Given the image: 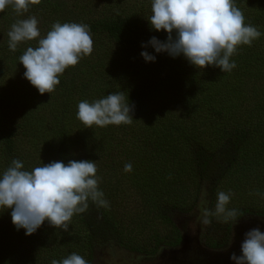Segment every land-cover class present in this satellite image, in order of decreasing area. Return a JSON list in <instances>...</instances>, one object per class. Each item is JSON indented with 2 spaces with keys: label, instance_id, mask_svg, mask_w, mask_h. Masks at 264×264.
I'll use <instances>...</instances> for the list:
<instances>
[{
  "label": "trees",
  "instance_id": "obj_1",
  "mask_svg": "<svg viewBox=\"0 0 264 264\" xmlns=\"http://www.w3.org/2000/svg\"><path fill=\"white\" fill-rule=\"evenodd\" d=\"M129 4L130 0H41L30 6L26 15L48 27L41 37L59 21L89 25L93 40L95 56H84L68 67L55 90L43 95L24 78L26 69L19 63L28 47L38 46L40 37L10 51L9 19L15 16V23L18 15L11 7L0 12V70L6 69L0 79L9 76L6 85L0 84V162L15 158L27 163L24 155L29 149L19 142L23 139L33 150L38 145L32 140H40L42 155L51 162L79 160L74 149L92 157L99 154L101 172L122 170L124 181L132 186L133 180L141 193L145 215L150 210L130 224L89 200L84 213L73 215L67 232L46 221L37 229L39 246L28 235L32 239L23 250L24 257L33 252L29 259L19 261L14 254L0 252V264H51L73 252L95 264L98 248L109 250L118 242L130 253L155 256L183 241L172 210L182 215L201 209L198 203L205 195L210 201L205 206L215 210L217 187L226 179L224 186L234 193L230 202L243 213L238 220L246 215L264 219V196L254 194L264 193V0H235L245 24L257 26L262 35L251 46L238 47L230 58L237 67L226 73L213 66L199 69L183 55L156 53L151 45L142 47L153 36L165 41L167 33L151 29L152 0ZM142 51L154 55L155 61L146 62ZM120 91L134 105L131 124L85 128L77 119L80 101L91 103ZM221 144L225 147L218 149ZM129 162L132 171L124 172ZM0 168L1 173V163ZM189 176L197 181L195 194L183 186ZM184 191L193 200L180 194ZM216 218L210 217L212 229L203 232L202 241L206 238L210 250H224L232 241L234 222L223 220L226 226L219 231ZM2 219L7 220L2 230L14 226L11 209L0 210Z\"/></svg>",
  "mask_w": 264,
  "mask_h": 264
},
{
  "label": "clouds",
  "instance_id": "obj_2",
  "mask_svg": "<svg viewBox=\"0 0 264 264\" xmlns=\"http://www.w3.org/2000/svg\"><path fill=\"white\" fill-rule=\"evenodd\" d=\"M41 0H0V12L11 7L20 16L28 12L31 5ZM152 15L148 18L151 29L164 31L167 39L160 41L155 36L142 44L151 45L156 53L166 52L175 58L183 57L199 69L208 66L219 68L223 73L237 67L230 58L241 45L251 46L262 33L257 26L245 24L243 12L235 0H152ZM36 16L19 19L8 31V47L15 52L21 42L38 37V46L28 47L19 57L24 66L26 78L43 95L51 93L60 83L59 76L70 66H75L84 56L91 55L93 40L90 27L83 23L55 22L46 36L41 37ZM141 56L146 62L156 57L147 51ZM77 119L85 128L93 125L131 124L134 105H130L123 91L113 92L93 102L78 103ZM124 172L132 171V164L124 165ZM96 161L69 160L52 161L24 170V163L12 159L11 164L0 175V210L11 209V221L17 230L24 229L25 235H32L45 221L50 226L67 232L74 214L84 213L91 200L98 207H109L104 193L99 190L101 180L97 177ZM171 179V176L168 177ZM255 195L264 193L256 192ZM229 190L217 192L215 210L203 208L199 219L203 225L212 223L210 217H223L225 222H236L242 212L228 209ZM241 255L233 252L230 259L234 264H264V232L259 227L244 234L240 245ZM51 264H88L77 253Z\"/></svg>",
  "mask_w": 264,
  "mask_h": 264
},
{
  "label": "rangeland",
  "instance_id": "obj_3",
  "mask_svg": "<svg viewBox=\"0 0 264 264\" xmlns=\"http://www.w3.org/2000/svg\"><path fill=\"white\" fill-rule=\"evenodd\" d=\"M130 4H132V0H130ZM14 17H11L9 19L10 21L9 24L10 23L13 24L11 20H13ZM28 17L29 16H27L26 13H24L23 15H20L16 18L26 19ZM38 21H39L38 28L41 29L40 32L48 28L47 25H44L45 21L44 22L41 20H38ZM91 55L95 56L94 52L91 53ZM5 73H6V69H5V72L1 74L0 76L4 75ZM8 79H9L8 75L2 77L0 79V84L6 85L9 82ZM92 86L93 84L91 83L89 87L91 88ZM19 142L22 145V149H27V150L29 149L28 151L29 153H26L24 155L25 160H28L27 163H24L25 168H28L29 170H31L35 167L42 166L43 163L47 164L51 162V160L48 159L49 157L48 155H42L43 154V148H42L43 144L41 143L40 140L38 139L32 140L34 144L38 145V148L35 150L31 149V145L27 143L25 139ZM160 142L162 144L164 143V141L162 140ZM224 147L225 146H222L221 144L220 146H218V149H222ZM209 150L215 151V149H211L210 147H209ZM74 152L77 155L79 160L96 161V164H97L96 175L97 177L101 178L98 184V188L104 193V199H106L110 205L107 208L102 207L103 210L108 211L112 216H115L117 221L123 220L125 223H130V224H133L137 216L144 217L148 215V212L150 210H148V212L145 215L144 209H143L144 203L140 199L141 193L138 191V188L136 189L135 187H133V180H132V186L130 185L129 182L124 181L125 179H123L124 176H123L122 170L117 171L116 169H112L110 171L102 173L101 172L102 159L100 158L99 154L92 157L91 154H86L81 149H74ZM11 161L12 160H8V161L1 160L0 163L3 166V169L0 175H2L3 172L6 170V168L11 164ZM177 175H179V172L177 173ZM227 180L228 179H226V181ZM196 182L197 181L194 180L192 176L191 177L189 176L187 179L183 181V186H186V191L191 192L192 194H195V188L197 187ZM225 182L223 184H220L217 187L218 189L217 192L219 191H224L226 193L228 192V185L224 186ZM180 194L182 196H188L189 202L193 200V196L187 194L185 191ZM182 201L183 200H181V202ZM207 203H210V201H209L208 196L206 197L205 195L204 199L200 200L198 203V206L200 205L201 209H194L193 211L187 214H182V215H180L181 213H179L177 210H172L175 208L171 209L170 207V209L173 211L172 217L174 219V222H176V225L179 227L183 235V241L178 247H174V248L164 247L155 256H148V255L136 254V252L130 253L131 251H126L122 247L120 242L112 243L111 249L109 250H106L107 248L101 250L100 248L97 247L98 250L95 253L96 259L94 263L95 264H119V263L134 264L132 262V259H133L135 264H184L187 260V257L183 256V254L187 250L195 257L194 259H192L194 264L198 262L199 260L198 257L200 256L207 258L210 264H233L234 261L230 259V256H231L230 251L232 250L231 246L235 244L237 240H239L240 234H241V237H243V235L250 229H253L256 227L264 228V219L257 218V217H249L248 215L243 216V218L239 219L236 224L235 223L232 224L233 227H231V229L233 232V238L229 246L226 249L211 250L207 252H197L196 253V251L192 250V248L196 246L197 241L201 242V245L205 250H209V248L206 247L207 246L206 238L204 242L202 241L203 240L202 234L203 232L204 234L210 233L212 227L210 225L209 226L203 225L201 223V220L199 219L201 210L206 207L205 205H207ZM232 204L233 203L229 202V204L226 207L228 209H235V207H233ZM235 204H237V201H235ZM151 220L156 222L152 218ZM223 220H224L223 217L216 218V221L220 224V225H217V228L219 231L221 230V225L226 226L223 223ZM4 223H7V220L2 219L0 222V252L4 254L8 253L11 256L14 254L19 261H24V260L29 259L33 255V252L32 254H29L27 257H24L26 252L23 249H26L29 247V245L27 244V241H29L32 238H33V242H35V244L39 246L40 243L42 242L40 240L41 234H38V231H36L32 235H30L32 238H28V235H25V234L22 235L23 233H25V230L21 232V229L17 230L14 226L11 227V225H8L4 230H2ZM136 223H138V221Z\"/></svg>",
  "mask_w": 264,
  "mask_h": 264
},
{
  "label": "water",
  "instance_id": "obj_4",
  "mask_svg": "<svg viewBox=\"0 0 264 264\" xmlns=\"http://www.w3.org/2000/svg\"><path fill=\"white\" fill-rule=\"evenodd\" d=\"M5 72V69L4 68H2L1 70H0V75L1 74H3ZM260 229V231L261 232H264V228H259ZM243 239H244V235H243V237H241V234L239 235V240H237L236 242H235V244H233L231 247V251H230V254H232L233 252H235L236 254H237V256H239V255H241V249H240V245H241V243H242V241H243ZM207 251H211L210 249L209 250H205L204 248H201V249H199L198 250V252H207ZM197 253V252H196ZM210 253V252H209ZM184 264H193V261L191 260V261H186ZM234 264V263H233Z\"/></svg>",
  "mask_w": 264,
  "mask_h": 264
},
{
  "label": "flooded vegetation",
  "instance_id": "obj_5",
  "mask_svg": "<svg viewBox=\"0 0 264 264\" xmlns=\"http://www.w3.org/2000/svg\"><path fill=\"white\" fill-rule=\"evenodd\" d=\"M200 243V244H199ZM203 248L201 245V242L197 241L196 246L192 248V250H195L196 252H198L199 249ZM183 256L187 257L186 261H191L192 259H194L195 257L189 252V251H185V253L183 254ZM199 260L198 262H196L195 264H210V262L208 261L207 258L205 257H198ZM194 264V262H193Z\"/></svg>",
  "mask_w": 264,
  "mask_h": 264
}]
</instances>
